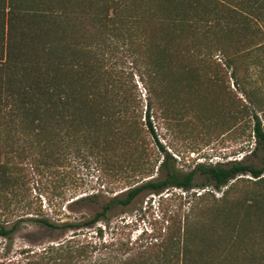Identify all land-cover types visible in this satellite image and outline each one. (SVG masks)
<instances>
[{
    "label": "trees",
    "instance_id": "1",
    "mask_svg": "<svg viewBox=\"0 0 264 264\" xmlns=\"http://www.w3.org/2000/svg\"><path fill=\"white\" fill-rule=\"evenodd\" d=\"M119 42L129 52L123 60V76L112 70L105 57V49H117ZM207 63L218 72L225 69L245 96L234 117L250 118L256 143L252 154L259 149L264 152V106L248 80L257 68L264 73V0H0V206L8 204L17 185L15 174L23 170L11 162L13 152L21 157L39 149L48 161L64 142L66 149L75 145L78 151L102 155L110 151L115 138L121 140L119 149H138L140 131L130 112L136 100L133 76L147 94L154 90L166 96L165 105L170 108L179 94L188 97L193 110L186 108L183 116L191 110L198 122L213 120L202 107L210 85L203 75ZM152 109L149 100L145 124L163 153L160 176L116 194L85 222L58 224L47 217L31 221L49 229L92 228L114 207H127L144 192L190 193L198 174L211 180L217 191L250 176L252 188L244 198L225 203L232 185L224 192V206L216 205L212 218L200 222L216 238L187 230L182 238L140 245L130 258L115 262L105 258L93 262L89 259L92 246L70 245V239L29 254L27 262L18 264H148L152 251L159 254L155 260L165 263L175 258L187 264L191 258L203 260L208 246L223 253L231 247L229 240L245 245L246 234L264 232V163L257 167L241 159L197 164L184 173L159 141ZM220 115L216 121L227 119L226 114ZM44 165L52 166L45 162L35 167ZM129 167L135 169L138 163L131 161ZM113 169L118 173L126 168L119 164ZM201 196L194 194L191 200L197 203ZM195 205L189 212L192 217ZM21 220L10 228L0 224V236L11 239ZM250 222L258 230L246 232Z\"/></svg>",
    "mask_w": 264,
    "mask_h": 264
},
{
    "label": "rangeland",
    "instance_id": "2",
    "mask_svg": "<svg viewBox=\"0 0 264 264\" xmlns=\"http://www.w3.org/2000/svg\"><path fill=\"white\" fill-rule=\"evenodd\" d=\"M126 50L127 46L123 42H119L117 49H105L109 66L120 76H123V70L126 71L123 65L125 56L129 54ZM203 69L204 78L210 85L202 107L213 120L196 121L194 111H191L193 109L187 103L188 97L184 94H179L178 100H175L176 105L170 108L165 105L166 96L154 90L152 95L147 94L139 78L133 76L131 84L136 100L131 104L130 112L135 115L140 131L139 147L135 151L119 149L121 140L115 138L110 151L101 153L102 155L78 151L75 145L66 149L64 142L59 153L53 157L46 156L48 161L43 158L39 149H30L21 157L13 152L10 155L11 162L23 170L15 174L17 185L13 194L9 195L10 201L7 199L8 204L0 206V224L10 228L17 220H22L11 239L0 236V263H25L29 254L67 243L70 239V245H91L89 259L93 262L102 258L115 262L130 258L140 245L160 244L172 237L182 238L187 230L193 235L199 232V235L216 238V233L208 230L205 224L201 227L200 222L212 218L211 209L216 205L224 206V192L232 185L235 186L234 190L227 196L225 203L230 204L244 198L245 192L252 188L250 176H241L228 187L217 191L211 180L198 174L194 181L196 188L190 193L184 194L177 189L161 194L144 192L129 206L114 207L92 228L49 229L31 221V218L47 217L58 224L85 222L101 212L116 194L160 176L158 167L163 153L157 148L155 139L145 124L149 100L154 108L151 120L158 139L175 157L180 171L190 172L197 164H228L241 159L248 164L262 166L264 152L259 149L252 154L256 143L251 133L250 118L237 120L234 117L235 111L245 103V96L236 89L225 69L218 72L211 63H207ZM248 80L250 90L254 91L256 98L264 106V73L261 74L257 68ZM184 102L187 105L181 106ZM186 108L191 109L188 110L187 117L183 116ZM223 114H226L227 119L216 121V116L222 117ZM25 156V159H20ZM134 160L138 163L135 169L129 167ZM45 162L52 166L44 165L36 169L35 164ZM119 164L126 169L115 173L113 168ZM194 194L202 195L197 203H194V199L191 200ZM194 205L196 210L192 217L189 212ZM254 224H246V232L258 230ZM243 239L245 245L229 240L231 247L223 253L208 246L203 250V260L191 258L187 264H250L252 258H255L252 264H264V232L257 231L253 236L246 234ZM157 255L159 254H153L152 251L146 262L182 264L175 258L165 263L155 260ZM260 258L263 261L257 260Z\"/></svg>",
    "mask_w": 264,
    "mask_h": 264
}]
</instances>
